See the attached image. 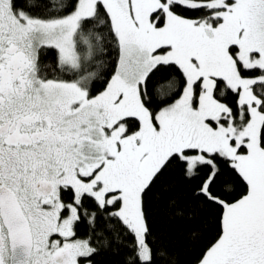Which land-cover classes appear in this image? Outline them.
I'll use <instances>...</instances> for the list:
<instances>
[{
  "label": "snow or ice",
  "instance_id": "obj_1",
  "mask_svg": "<svg viewBox=\"0 0 264 264\" xmlns=\"http://www.w3.org/2000/svg\"><path fill=\"white\" fill-rule=\"evenodd\" d=\"M172 65L183 91L157 101ZM173 168L222 210L198 264H264V0H0V264H92L94 241L159 264L145 197Z\"/></svg>",
  "mask_w": 264,
  "mask_h": 264
},
{
  "label": "trees",
  "instance_id": "obj_2",
  "mask_svg": "<svg viewBox=\"0 0 264 264\" xmlns=\"http://www.w3.org/2000/svg\"><path fill=\"white\" fill-rule=\"evenodd\" d=\"M57 4L61 0H55ZM181 14L195 18L201 15V12L193 13L187 10H180ZM52 53L41 56L42 64L51 62ZM110 58L102 53H98L96 57L97 64H103ZM100 77L103 78V68L99 69ZM253 74H259L254 72ZM96 88L101 90V85L96 83ZM260 86H256L259 91ZM183 91V77L179 69L172 66H164L160 71L155 72L151 78L152 95L159 100H166L168 103L173 102ZM219 95V93H217ZM227 99L224 102L232 104L235 96L228 90L226 92ZM161 107L165 105H160ZM169 182L174 186L171 192H151L145 197V210L148 214V221L151 229L149 240H155L156 247L154 254L161 249L167 250V255L159 261V264H197L203 252L211 241L217 236L219 231V217L221 209L214 204L200 205L199 201H193L190 185L187 181L181 179L179 171L175 168L168 173ZM231 186V195L225 196L229 202L238 199L245 191V186L239 178L233 183L227 182ZM67 202L69 193H65ZM174 196L180 198L181 203H187L193 206L196 214L195 222L187 219L174 217L169 209L168 198ZM195 224L200 231V235L196 240L189 238L192 228ZM87 231L86 226L81 223L77 226V235L84 236ZM132 237L129 236L123 240V244L131 243ZM94 245L101 247L98 254L92 257V264H127L128 258L132 255L128 248L118 246L117 242H111L110 245H103L102 241H94Z\"/></svg>",
  "mask_w": 264,
  "mask_h": 264
},
{
  "label": "rangeland",
  "instance_id": "obj_3",
  "mask_svg": "<svg viewBox=\"0 0 264 264\" xmlns=\"http://www.w3.org/2000/svg\"><path fill=\"white\" fill-rule=\"evenodd\" d=\"M253 75H258V74H253ZM178 98H179V96H178ZM177 99V98H176ZM224 102V101H223ZM198 264V263H197Z\"/></svg>",
  "mask_w": 264,
  "mask_h": 264
}]
</instances>
